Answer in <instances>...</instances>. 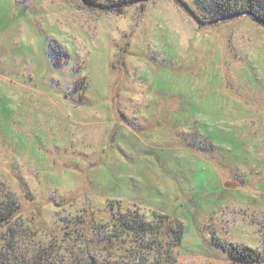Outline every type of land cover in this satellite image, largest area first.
Segmentation results:
<instances>
[{
	"label": "rangeland",
	"instance_id": "1",
	"mask_svg": "<svg viewBox=\"0 0 264 264\" xmlns=\"http://www.w3.org/2000/svg\"><path fill=\"white\" fill-rule=\"evenodd\" d=\"M93 1L0 0V197L33 253L264 264L227 254L264 259V25L193 0ZM129 210L177 219L179 247L120 236Z\"/></svg>",
	"mask_w": 264,
	"mask_h": 264
},
{
	"label": "trees",
	"instance_id": "2",
	"mask_svg": "<svg viewBox=\"0 0 264 264\" xmlns=\"http://www.w3.org/2000/svg\"><path fill=\"white\" fill-rule=\"evenodd\" d=\"M87 1L90 0H84L85 3ZM193 1L205 15L221 18L244 13L251 15L252 18L264 25V0H237L231 4L225 0ZM92 3L95 4L94 1ZM19 210L20 204L9 191L5 190V193L0 197V264H52V257L47 252L48 249L41 247L40 250L33 253L30 244H35V234L23 219L20 217V220L17 219ZM151 217L150 220L141 219L136 211L129 210L126 213H118L115 220L112 221V226L120 236L130 235L136 242L150 240V243L155 245V250H160L164 245L162 243L164 238L169 239V249L178 248L182 238L180 222L174 217L157 211H152ZM215 245L224 248L219 242H215ZM135 250H139L138 254L142 255V257L139 256L140 264H173V259L170 256L165 260L164 256L158 255L155 260L149 261L151 254L148 253L150 250L152 251L151 245ZM227 254L229 259L235 262L258 263L264 261L263 256L248 248L241 250L231 247L227 250ZM135 256L136 254H133V258ZM73 264L100 263L95 255H87L84 261L78 259Z\"/></svg>",
	"mask_w": 264,
	"mask_h": 264
}]
</instances>
